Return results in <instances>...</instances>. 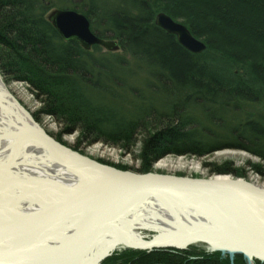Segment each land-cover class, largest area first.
Masks as SVG:
<instances>
[{
	"label": "trees",
	"instance_id": "16d2710c",
	"mask_svg": "<svg viewBox=\"0 0 264 264\" xmlns=\"http://www.w3.org/2000/svg\"><path fill=\"white\" fill-rule=\"evenodd\" d=\"M55 1L62 0H0V57L13 56L5 63L11 68L7 70L12 78L30 84L41 102L40 112L56 117L60 133L75 131L77 143L85 145L103 138L127 146L133 145L144 123L142 138L153 134L143 148L149 156L146 168L166 153L164 149L200 156L233 147L264 161V64L246 65V54L219 46H232L239 36L246 42L235 43L238 48L264 46V0H192L201 12L189 10V0H111L110 6L103 0L62 3L86 14L95 34L117 39V52L99 45L85 51L76 40H63L45 17ZM161 10L182 19L194 36L206 41V49L194 54L174 34L159 28L154 18ZM20 23L27 39L18 29ZM228 29L239 36H230ZM127 111L138 120L135 125ZM127 252L107 262L230 264L219 251ZM234 264H243L240 254Z\"/></svg>",
	"mask_w": 264,
	"mask_h": 264
},
{
	"label": "bare ground",
	"instance_id": "6f19581e",
	"mask_svg": "<svg viewBox=\"0 0 264 264\" xmlns=\"http://www.w3.org/2000/svg\"><path fill=\"white\" fill-rule=\"evenodd\" d=\"M36 129H42L40 124L0 80V264H100L118 246L126 247L128 241L147 245L156 237L163 238L162 244L183 247L198 242L190 236L213 237L217 242L228 236L231 242H242L264 253L263 194L248 199L247 194L238 193L242 203L252 202L262 216L250 211L249 206L250 214L244 213L239 208L242 203L225 194L210 196L192 187L186 192L190 205L162 194L135 197L115 225L107 227L81 253L62 260V252L46 248L63 244L85 224L94 223V217L101 214L100 209L96 205H84L82 198V211L56 223L45 225L31 220L30 216L47 218L45 215L51 209L80 199L86 189L111 175L95 165H84L86 155L80 156L77 151L67 152L61 146L58 152H52L38 135H29L30 130L36 132ZM169 163V159L160 160L158 167ZM184 163L179 160L178 165ZM190 164L199 168L196 162ZM201 178L208 179L196 177ZM223 178L243 179L224 171L223 175L211 176L215 181ZM149 231L152 234L147 238L144 233ZM200 243L213 249L206 242Z\"/></svg>",
	"mask_w": 264,
	"mask_h": 264
},
{
	"label": "water",
	"instance_id": "95a60500",
	"mask_svg": "<svg viewBox=\"0 0 264 264\" xmlns=\"http://www.w3.org/2000/svg\"><path fill=\"white\" fill-rule=\"evenodd\" d=\"M48 20L55 25L60 35L65 38H76L80 45L84 49H91L93 45H101L106 51H119L120 45L112 39H104L96 36L90 30V23H88L86 17L81 13L75 11H59L57 9L52 10L48 15ZM156 24L161 28L165 29L171 34H175L177 40L185 46L189 51L193 53H200L204 49V43L200 39L194 37L190 30L183 23L172 19L170 16L161 12L156 15ZM29 135H38L52 152H58L59 147H63L67 152L76 153L72 149L66 148L63 144L57 143V140L46 134L43 129H36L35 131H29ZM80 156H84L80 154ZM79 159V158H78ZM77 159V160H78ZM86 161V166L95 165L101 170H105L111 175L110 178L104 179L101 182L96 183L92 188L86 189L82 196L78 200H74L68 203L61 204V207H56L51 209L47 218L37 216H30L33 221L45 222V225L56 223L60 221L69 214L77 213L83 210L84 205H89L94 207L97 206L100 209L101 214L94 217V223L90 225H84L78 232L74 233L69 239L67 238L63 244L53 245L46 248L48 251L57 250L63 253L62 260H68L69 258L81 253L86 247L90 245L92 240H95L105 229L109 226L115 225L118 217H120L127 209V206L131 204V201L139 196H146L148 194L153 195H165L166 197L173 198L179 202H184L190 205V201L186 199L188 191L194 189L199 193H205L207 195L213 196L216 194H225L227 197H231L234 200L240 201L238 193L247 194L248 199L256 195H264V188L256 185H251L243 179H233V178H223L222 181H215L211 177L196 179L194 177L187 176H177L173 174H162V173H139L131 171H122L116 167H112L108 164H101L94 159H90L84 156ZM77 169V166L73 167ZM223 186H228L229 188H223ZM230 189V190H229ZM250 196V198H249ZM82 198L85 200V204L82 203ZM230 198V199H231ZM250 201V200H249ZM251 202V201H250ZM242 203V202H241ZM84 204V205H83ZM249 206V208H248ZM195 207V205H194ZM244 213L250 211L258 212L262 215V212L251 202V204L246 200L245 203L239 207ZM247 208V209H246ZM53 210V211H52ZM250 214V213H248ZM263 216V215H262ZM124 237V236H123ZM154 242L143 245L136 244L133 242L126 243L127 247L135 249H148L160 248L161 246H172L167 244H162L163 238L156 237ZM191 240L198 242H206L213 249L221 250L223 253H228L231 258V264H233V256L237 253H241L243 257L247 260V264H251L253 259H260L264 261V253L257 252L252 249L249 245H245L242 242L237 244L229 241L228 236L224 237V240L217 242L213 237H205L204 239L198 236H190ZM194 238V239H193ZM176 246V245H174ZM178 247V246H177ZM50 255V254H49ZM60 259V258H59Z\"/></svg>",
	"mask_w": 264,
	"mask_h": 264
},
{
	"label": "rangeland",
	"instance_id": "374dc122",
	"mask_svg": "<svg viewBox=\"0 0 264 264\" xmlns=\"http://www.w3.org/2000/svg\"><path fill=\"white\" fill-rule=\"evenodd\" d=\"M99 1H101V0H99ZM103 1L106 5L110 6L111 0H103ZM120 1L123 4L124 0H120ZM63 2H66V1L62 0L60 2L61 4L59 3V1H57V2L55 1V3H57V4H55L51 9H49L45 15L47 20H48L49 13H51L52 10L57 9L59 11L67 10V11H75V12L81 13L84 17H86V19L89 23V19L86 16V14L82 13L79 10L68 8L69 6H67V7L63 6L62 7L63 4L65 5V3H63ZM193 3L194 2H192V0H189L187 2V5H189L190 7H187V8H189V10H192L193 8L195 10L200 9V12H201V8L199 7L200 4L196 6V3H194L195 5L192 7ZM70 4H72V2ZM182 6L185 8L186 3L182 4ZM222 11H224V10L222 9ZM161 12H164L165 14L168 15V13H166L165 11H162V10L160 12H158L157 14H159ZM156 15H155L154 20L156 19ZM230 18L232 19L231 16H230ZM175 20L179 21L182 24L184 22V21H182V19H175ZM238 20H240V19L238 18L237 21ZM232 21L234 23L233 19H232ZM50 24L52 25L51 22H50ZM155 24H156V20H155ZM52 26H54V28L57 30L55 25H52ZM157 26L159 28H161L159 25H157ZM32 27L33 26H29L28 29L30 30ZM18 29H20L23 37L26 38L28 36L27 32L25 33L24 30H21V29H23V24L20 23V25L18 26ZM161 29H163V28H161ZM90 30L93 34H95L92 31L91 23H90ZM163 30L166 31L165 29H163ZM36 32L38 34V31H36ZM57 32L59 33L58 30H57ZM190 32H191V30H190ZM227 32L230 34V36L233 35L236 38L239 36L234 29H231V30L228 29ZM191 34H192V32H191ZM95 35L100 37V38H104V37L99 36L98 34H95ZM59 36H61L60 33H59ZM61 37L63 38V40H76V41H78L76 38H73V37H71V38H65L63 36H61ZM194 37H196V36H194ZM196 38L203 41V43H204L203 51H204L207 47L206 41L203 40V38H201L199 36H197ZM239 38H238V42L235 39H233V38L232 39L235 43H239L241 41V39H242V42L243 41L246 42V40L244 38H242L241 36H239ZM104 39H112V40L116 41V43H117V39H114L111 37L104 38ZM213 39H215V38L213 37ZM176 40H177V38H176ZM234 42H232V43H234ZM235 43H234V45L231 46V45H229V43L222 44L219 42V46L221 49L222 48L223 49L224 48L229 49L232 52H235L236 54H241L243 52L244 54H246L249 57V58L244 59V60H246L245 61L246 65L250 66V64H252V65H257L259 68H261V66L264 64V46L263 45L257 44L258 47L256 50H251V49L246 50L245 49L246 46H243V47L240 46L238 48ZM213 44L216 45L215 42H213ZM79 45H80V43H79ZM80 46L84 49V47L82 45H80ZM95 46H97V45H93L91 47V49H86V50H92L93 47H95ZM181 46H183V45L181 44ZM183 47H185V46H183ZM119 49H120V47H119ZM112 52H117V51H112ZM200 53H202V52H200ZM9 58L11 61V59H13V56L6 57V58H5V56L0 57V60L4 63V65H2V69L5 71V73H4L0 69V80H1V82H3L4 85L7 86L8 91L11 92L17 98V100L20 103H22V106L25 107L26 110L28 111V113H30L32 115L34 121H36L38 124H40L41 128L46 132V134H49L50 136L55 138L57 140V142L58 141L61 142V144H63L66 148H68V149L70 148L73 151H77L81 154H84L87 157L92 158L101 164H103V163L108 164V165H110L112 167H116L122 171L127 170V171H131L134 173H136V172H139V173L154 172V173L173 174V175H177V176L181 175V176H187L189 178L190 177L196 178V177H201V176L211 177L214 174L223 175V170H224V173H228L231 176L233 174H235V175L238 174V176L242 177L244 180L246 179V180H249L251 182H255L257 185H259L261 187L264 186V161H262L260 158H258L256 156L255 157L252 156L246 150H241V149H237V148H233V147L232 148L222 147V149L215 150V151L211 152L210 154L200 155V156H196L193 154H189V155H187V154H175L172 152L171 149H167V150L164 149V151H166V153L164 152V154L162 156H160L156 161H154V163L151 164L149 166V168H146V166H144V164H146L147 163L146 161L149 160L148 159L149 156H146L147 152H143V148H144L145 142H147L146 140L151 139L153 134L149 135V137L145 138V140H144V137L142 138V136L144 135V132H145L144 127L146 128V125L143 127L144 123L139 128L140 133L139 132L135 133V135H137V136L134 139L133 145L128 144L127 146L126 145L123 146L122 142H119V141L109 142L107 140H104L103 138L94 140L93 142H91L90 145H85L82 142L77 143V141L79 140V134L78 133H76L75 131H73L72 133H69V134L63 133V132L60 133L56 117H53L47 113L40 112V109L42 107L41 102H40L39 98L36 96V92L33 91L30 84L27 81H25L24 79L20 80V79L12 78V74L10 73L11 71L7 70V69H11L10 66L9 65L5 66V63L9 61ZM2 62H1V64H2ZM117 99H118L117 96H116V98L114 97V100L112 99L114 104H117ZM160 108L162 109V107H160ZM127 113H128V111H127ZM131 115H132V113L129 112L128 116L130 117ZM129 120H130L129 121L130 124H132V125H135L136 122L138 121L137 119H135L134 115H133V117H130ZM148 120L150 121V119L147 118V120H145L144 122L146 123ZM223 141H227V140L223 139ZM161 149L163 150L162 146L160 147V150ZM168 159L171 161V163H169L168 166L158 167V161L168 160ZM179 160H181L183 162L185 161L186 163H184L182 165H178ZM191 162L198 163L199 168L195 169L194 166L192 164H190ZM256 167L258 169H261L262 172H259L258 169H256ZM145 169H147V170H145ZM151 234H152V232H150V231L145 232L144 236L146 235V237L149 238V236ZM129 249H131L132 251L144 250L146 252H150L152 250L153 251L154 250H161V249H167V250L173 249V250H182V251L186 250V252H189V255H192V253H195V252L212 253L215 251H219L221 257H225V258L227 256L229 257L228 253L225 254L221 250H215L214 251L212 249L205 247L204 244L200 243V242L193 243V245H188V246H183V247H180V246L177 247V246L172 245L169 247L161 246L160 248H151L150 250L140 249V248L135 249V248H131L129 246L128 247L127 246L126 247L118 246L111 253L107 254L100 261L101 262L100 264H110L109 262H107L108 259H110L112 256L118 255L121 252L122 253L125 251L127 252ZM237 254L241 255L243 264H247V260L245 259V257H243V255L241 253H237ZM236 255L233 256L234 257L233 258V264H234V259H235ZM121 260H123V259H121ZM255 260H258V259H253L251 261L252 262L251 264H256ZM118 264H120V263H118ZM230 264H231V258H230Z\"/></svg>",
	"mask_w": 264,
	"mask_h": 264
}]
</instances>
